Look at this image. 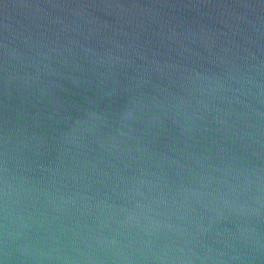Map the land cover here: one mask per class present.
<instances>
[{
    "label": "water",
    "instance_id": "95a60500",
    "mask_svg": "<svg viewBox=\"0 0 264 264\" xmlns=\"http://www.w3.org/2000/svg\"><path fill=\"white\" fill-rule=\"evenodd\" d=\"M0 264H264V0H0Z\"/></svg>",
    "mask_w": 264,
    "mask_h": 264
}]
</instances>
